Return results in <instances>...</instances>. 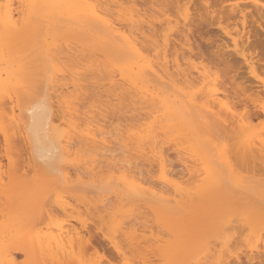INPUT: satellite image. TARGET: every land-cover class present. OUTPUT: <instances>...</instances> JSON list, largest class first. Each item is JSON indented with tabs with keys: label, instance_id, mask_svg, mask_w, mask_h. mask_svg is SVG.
Returning a JSON list of instances; mask_svg holds the SVG:
<instances>
[{
	"label": "rangeland",
	"instance_id": "rangeland-1",
	"mask_svg": "<svg viewBox=\"0 0 264 264\" xmlns=\"http://www.w3.org/2000/svg\"><path fill=\"white\" fill-rule=\"evenodd\" d=\"M7 1L11 2V8H13L12 12L14 11L13 13L15 15V18H17V20L19 21L25 22V23L22 22V24L21 22H19L21 26L18 24V29L21 27L20 29L23 32L22 35L27 37L24 39V37L20 36L19 39L17 38L18 36H16L10 38V40L8 39L0 42V45L2 46L0 47L1 76L2 78H4L3 76L6 77L7 74L6 72L12 73V74L9 73L10 78L12 77V79L10 80L12 82L8 80L7 81L8 84L6 83V86L7 85L9 86L3 87L0 92L1 93L0 95V264H9V262H11V264H46L47 263L46 260L48 259H46L44 255L41 254L39 255L40 252L37 249L36 250L38 252L36 250L34 251L32 250L35 248L29 246L30 244L29 238H26L27 243H24V246L20 242L21 239L19 238H21L24 235H28L29 233L34 234L33 232H36V230L39 232L41 231L40 232L41 234H51V233L56 234L57 227H59L60 225H63L64 228L70 229L71 232L73 233L75 232L80 233V235L77 234L73 236L74 239L73 247L74 246L75 247L72 248V255L68 260L73 261L75 259V262L74 261L73 263L68 262L69 264H93V261L97 259L102 260V264H264V157H262L263 156L262 154H260L259 156V153L258 155L253 156L252 154L253 152H251L252 155L250 154V152L244 153L245 152L244 150H242L243 152H240L241 147L239 145L241 144H238L239 140L242 138V137L239 138V135L242 132L244 133V135L249 133L250 134L256 133V132L261 133V131L262 134L264 133L263 132L264 114H262V112L260 111L261 110L260 106L264 105V87L261 86V84L259 83L261 80L264 81V13H263L264 0H205L204 2L203 0H190V1L189 0L188 1L159 0V2L158 0H152V2L151 0H135L136 7H138L139 9L142 8V10L144 7V10L147 12V14L149 9L151 15L155 17L157 15V18L161 20V21H157L153 19L155 24V31L154 33L153 31H148L149 34L163 35V33H167V32L170 33V35L167 33L169 35L168 37L169 41L171 39L170 41L171 43L169 42L171 48L168 47L170 49V50L168 49L169 50L168 53L170 54H167L169 56L167 57V59L171 58L170 56H172V59L175 56H177L176 58H178L177 61H179V65L172 66L171 59L170 60L168 59L169 60L168 70L172 73L174 78H177L178 84L181 87H185L184 89L191 87L192 90L194 89V91L196 90V92L198 91L199 93L200 91L204 92L207 86L204 85V81L199 77L198 73H196L193 68V65L195 64L199 66V68L202 70V65L204 64L207 67L206 69L209 70L210 77H215L216 79V81L214 82L216 85H218L217 89H219V95L223 97L224 94L221 92L228 93L227 94L229 96L227 97L228 100L227 98H225V101H227L228 103L230 101L229 106L230 105L231 107L233 106L231 108L233 112L232 115L231 113H229L230 111L227 108L225 110L217 105L206 106V104H204L206 101L202 100V103L199 104L197 103L196 105L198 106H196L194 109H191L192 114L191 113L190 114L192 115L193 120H190L189 114L185 112L184 113L188 116L182 114L178 115L177 112L179 111L177 112L175 111L174 113H172L173 115H168L164 113L163 108L159 109V106L161 105L160 103L161 97H163L165 94L170 93V94H174L175 96L179 95L180 92L176 87L173 86L166 87L165 85H161L162 87H160L161 88L160 90H162V93L160 94V97H154L153 98L154 100L151 99L144 103L140 102L141 99H136L137 100V101L135 100L136 104L135 103L133 104L131 102L132 99L130 100V98L132 97H130V95L125 92V90L119 88H118L119 90L111 88L110 85L108 84V78L111 76V74L116 73L114 71L116 69L114 68L115 65H117L123 60V55H121L122 53L117 48L114 47L109 48L107 44L105 46V43L98 41V39H96L93 33L89 32V30L76 26L75 23H73L72 19L69 18L68 16H64V18H68V19L67 20L64 19L65 21L61 20L62 22L58 21V18L55 19L52 18L55 17L54 16L55 14L54 15L51 14L52 11L46 12L48 8L44 4V2H42V0H34V1L0 0V3L3 4L4 2L6 3ZM162 1L164 2L163 4L165 3L166 5L168 4L167 7H165L166 5H162ZM167 1H170V4ZM152 3L153 5L151 7ZM2 4H0L1 7ZM41 4L45 5L42 7L44 10L47 9L46 11L43 10L39 11V9L42 8V7L40 8ZM179 5L182 6L179 7ZM183 5L184 6L186 5V7L189 8L187 9V12L189 13V15L187 16L189 17L183 20L181 24V19H183L181 14L183 13V10L185 8ZM157 8L160 10H158ZM163 9L164 11L162 12L161 10ZM157 11L158 12L160 11V13H158ZM42 13L46 14L48 17L49 15H51V18H49L51 20H49L47 16L43 17ZM242 13H244L245 16ZM260 14H262L263 16ZM31 15H32V19L30 17ZM60 17H59L60 19H63V16ZM167 18L170 19L171 22L169 25L165 23L166 22L165 20H167ZM242 20H244L243 21L244 23L242 22ZM176 21H178V25H174ZM242 24L243 25L245 24L243 26L244 28H242ZM25 25L27 26L31 25V27H28L29 35H27L28 34L27 31H23L24 30L23 28L26 27ZM29 28H31V30ZM165 28L169 30L165 32L166 31ZM32 29H34L35 32L34 30L32 32ZM81 29H83L84 31L83 30L81 31ZM226 30L236 39V41L238 40L237 42H239L238 43L239 45L237 44L238 45L237 47L234 46L233 40L230 38V36L226 35ZM57 31L59 34L63 32L60 34L61 36L60 35L58 36ZM236 31L239 32L237 33L238 35L235 33ZM20 32L21 31H19L18 33L19 35L22 33ZM26 32L27 34H25ZM30 32L34 34H30ZM244 32H248V34ZM48 35L50 37H48ZM62 36L65 37L66 40L65 39L62 40ZM43 37L47 38L48 43L45 42V38ZM58 37H60L59 38L60 41L59 39H57ZM186 37H189L188 42L190 44L191 49H188V45H187L188 42L186 41ZM22 39H24L23 42ZM242 39H246V42H244L245 40H243L244 42L243 44H245L246 46H244L242 44V41H240ZM52 42H54V44L58 42L59 43L63 42L62 44H60L59 47L61 49H64L62 47H66V49H64L65 51L68 50L70 46H72L73 49L74 48L76 49L77 56L75 55L76 52L75 49L73 50V52L70 51L71 53L70 52L67 53V55L68 54L71 55L73 53L74 55H71V57L72 56H76L77 58L80 57V60L77 59L76 57H75L76 60L74 57H73L74 59H72L69 57V55L67 56L69 60L65 58L63 59L59 58L60 56L59 53L55 51L56 49H58L59 43L56 44L57 45L56 47V45L52 44ZM12 43L14 45H12ZM101 43L103 45L101 46L98 45ZM66 44L67 45L70 44V46L68 47ZM88 45L89 46L92 45V47L88 48L89 47ZM174 45L175 48L173 49ZM93 46L97 48L94 50ZM240 47L243 50L249 48L248 51H245L244 53L247 56H249V57L246 56L248 59H251L257 77L251 74L247 65H245L246 62L244 61L242 55L236 51V49ZM72 48L70 47L71 50ZM91 48L94 50L93 53L89 51V49ZM113 48L115 49L114 51L117 52H114L112 50ZM48 51L50 53H48ZM54 51L56 53L53 54ZM103 52L106 54V56H104L105 54ZM178 52L180 57H178ZM228 53L230 55H228ZM50 54L53 55L51 56ZM86 55L89 56L90 58L89 60H91L90 61L91 64L87 63L89 61H86L88 59ZM224 55L225 57H223ZM186 56H188V58ZM55 57H57L56 58V60L58 59L57 61H55ZM114 58L116 59V61H114L115 60ZM61 60L63 61V63ZM117 60L119 61L117 62ZM27 61L29 63H27ZM50 62H52L53 65ZM57 62H59L58 65L60 66V69H63L65 72H63V70L62 71L59 70V72L57 71L55 72L54 71L55 69L53 67H50V65L51 66L57 65ZM25 63L27 67H25ZM96 64L97 66H95ZM46 65L49 66L48 68L51 69L50 70L51 72L46 67ZM10 67L13 71H14L13 68H15L14 71L15 73L11 72L12 71L11 69H8ZM2 69L4 70V74ZM6 69L8 71H6ZM19 70L23 72V73L20 72V74L24 75L23 76L24 79L22 80L20 78V75L17 74ZM48 71L50 72L49 75H47V73H49ZM52 72L53 74L54 73L61 74L62 76L54 75L59 79H61L64 76L62 80L64 82L68 81L67 83L65 82L67 84L66 85L67 87L69 84L71 85L68 88H65L66 86L64 87L65 92L68 91V93L66 92L68 97L69 95L72 96L69 97V99L71 100L72 98V104L74 101L73 104L75 105L74 108L77 105L76 107L77 109L75 108L76 111L78 110L81 111V112L78 111L77 113L78 117H76L77 118L76 120H78V122L81 121L82 124L83 121H87L90 118L91 119L94 118L95 116L93 114L99 117V113H100V118L98 119L103 120L102 118H104L102 124L104 123L105 124L102 125L101 123H99L100 121L96 117L94 119L98 120V123L101 126H103L104 129L111 130V128H116V130L118 129L117 131L122 130L124 132V129L128 128L126 129V131L131 129L133 132L129 130L127 133L129 132L134 133L136 130L134 128L138 126L135 125L136 123L139 124V123L147 122L148 119L145 117L146 116L145 113L149 111H158L157 113L161 115V118L159 119L160 121L156 122L157 125L154 124L155 126V128L153 126L154 131L150 133L153 134L152 140L154 137V141H156L153 142L158 143L159 146L158 148H160L161 146L162 147L161 149H158L156 146L157 144L154 145L152 144V142L150 143L154 145L153 148L155 147V149L157 148L158 151H160L161 155L159 154L158 156L164 159L163 162H165L166 166H164V163L161 162L160 158H156L157 156H154L157 155V153H159L157 150L156 151L154 150V152H157L156 154L153 153V151L151 152L149 151L150 153H147L148 150H150L151 148V144L147 145V143L151 141V139L149 140L150 137L147 138L148 142L146 141L147 139L146 140L143 139V142L141 141L139 142V144L138 143L135 144V142H133L134 138L130 141L131 143H134L136 146L138 145L140 147L142 146V143L145 144L146 147L143 144L144 149L142 150L146 152L144 155L147 157L143 155V157L145 158L142 159H141L142 156H140L141 155L140 150H139L140 154L136 153L138 151L134 150L136 149L134 148L135 146L132 145L131 148L130 145L131 143L129 144L128 140H127V145L125 146L128 147L130 145L129 149L131 150L129 151L127 150L128 148L125 146L120 147L121 142L118 139H115V136H112L111 140L112 142L113 140H115L113 142L114 145L116 144L117 147L119 146L118 148L114 146V149L116 148V150L113 152V154L119 160L120 159L124 160V163H126L125 160H127L128 157L125 156L126 157L125 159L122 156L124 155L123 153L125 152H121V151L122 148L123 149L127 148L125 155L129 153L128 156L129 158L131 157L130 159L128 158L129 161L131 162L127 161L131 163L129 167L127 166L129 168L127 170H130V173L132 172L134 173L136 169H137L136 171L139 170L138 172L134 173L136 177L138 176V178L140 179L144 178L143 180L145 181L146 179L150 184L151 183L156 185L159 184L161 186L162 185L161 183L163 182L161 179L162 163H163V168L166 167L169 169L166 170V168H164L167 171V173L171 172V175H169L170 173L167 174L168 177L171 176L168 179L169 182L165 183L164 185L166 184L167 185L172 184V185L170 187L169 185L168 187L166 186L169 189V191L164 185L163 187L162 186L161 187L164 189L166 188L165 190L167 191L166 193L167 195L168 193H170V191L172 192V189L174 190L175 194L173 192L172 194H170L172 195L171 198L173 199L171 204L170 203L165 204L166 202L163 203V201L157 202L158 204H156L155 201L154 204V202L153 203L152 201L148 202V200L145 199L142 200L147 202L148 204L143 202L141 199H140L141 202L140 200H138L137 202L136 201L138 199L137 196H135L137 198V199L135 198L136 200L135 199L131 200V198H134L131 197L133 194H131L130 197L126 196L125 198V193L127 192L126 190H124L125 186H123V189H121L120 187H118L119 185L122 186L121 183L118 184L117 186L113 183V181L111 182L110 179L108 180L106 178L103 180L104 182L103 181L102 182L105 183L106 185L109 182H111L112 183V185L110 186L111 190L110 189L109 190L111 192L117 191L119 198H117L118 196L115 195V192H113L114 194H111L110 192H108V189L105 187L104 188L107 190L105 189L103 190L107 192V193L105 192L106 194H102L103 192L99 187L95 188V190L98 191L99 193L102 192L101 193L102 195L108 194L107 197L109 199L111 196V199L109 201L111 204L110 203L108 204H110L109 205L110 207L112 206L111 207L112 213L109 214L108 212L109 216L111 215L110 217H108L107 212L104 213L106 214V216L105 218H103L104 220L101 218L103 220L102 223H104L105 221L107 223H104V225H102V223L101 224L98 223L102 220L99 219V217H97L96 215L94 216L93 214H91V212L89 213L88 212L89 210L86 208L84 203H82V201L84 200V196L88 194L87 192L88 188L90 187V190L91 189L93 190L95 187L90 184L85 185L90 182L89 175L87 173H86L87 176L84 174L85 175L84 177L85 179L83 178L84 184L77 185L79 186L78 189L81 188L82 190L79 189L80 190L79 191L77 189L78 191L76 190H74L73 192L70 191L73 190L72 186L70 185H73L72 181L75 180V179L73 180L74 178L73 169L75 167L73 166L71 167L70 165H74V163L73 164L72 162L68 163V161H73L72 160L73 158L71 159L73 155L69 156L71 160L67 157V159H63L59 163L57 162L56 157L50 159L49 158L40 159L38 157H35L36 156L35 155L34 157L36 160L32 159V156L29 158L31 154L30 153L31 151L28 148L30 147L28 146L29 143L27 142L25 138V134L22 132V130L20 131L18 130L21 129L23 125L26 123V121L23 122V118L24 116H26V113L29 112L33 104L38 103L42 99L43 101L41 102L44 103H46L44 99H46V101L49 100L48 102L51 103L50 105L51 106L53 105L54 107L53 108L48 104L51 107L50 110L53 111V112L51 111L52 113H55L56 97L54 98L55 93L54 91L53 92L51 91L52 85L50 86V82H51L50 79H52L50 75H53L51 74ZM80 72H83L84 75H82V73ZM84 72H86L87 74ZM37 73H39V75ZM90 73L91 76H89ZM48 76H50L49 79H47ZM85 76L87 77L84 78ZM67 77L69 78L70 82L67 79ZM116 77L120 79V80L117 79V81L119 82L122 81V79L119 76ZM116 77L114 78L116 79ZM77 79L80 80L77 81ZM43 80L44 81L47 80V82H44ZM61 81L60 83L63 82ZM16 82L17 83L19 82V84L16 85L15 84ZM42 82L44 83L45 87L43 86ZM47 83L49 84V86ZM74 83L75 85H73ZM149 84L152 83L150 82ZM46 86L51 87L50 88L51 90L50 89L47 90ZM95 86H97V88ZM108 88H110V90H108ZM54 89L55 88H53V90ZM49 91L50 93H52L53 97H51V95L49 97L48 95L50 94ZM96 91L97 93H94ZM186 91L188 90L186 89ZM88 92L90 95L88 94ZM83 93L84 94L86 93L88 96L86 94L84 95ZM78 94L80 96H78ZM110 94H114V95L111 96ZM132 94L134 95V93ZM114 97L118 99H115ZM123 97L126 98L124 99ZM49 98L50 99L53 98V99L50 100ZM125 100L129 103V107L131 108L134 107L136 109V111L135 110L130 111L132 113L131 116H130V112H127L126 115L124 114L118 115L120 113L118 111L119 107H116L118 106L117 105L118 103L120 104L122 102L120 108L128 107L127 106L128 103ZM34 101L35 103H33ZM123 102H125L124 104H126V106L123 105ZM80 106H83L82 109ZM105 106H109V107L107 108ZM139 106H141V108H139ZM12 109L14 110L15 115L17 117H20L18 116V113H20V115L22 114L21 117L24 114L25 115L23 116V118L21 119L19 118L20 120H16L18 118L12 119V115H11ZM105 109L107 110L106 112L108 113L104 112ZM241 109L243 112H241ZM244 109H246L247 111L246 110L244 111ZM20 110L21 111L24 110L22 111L24 112V114L21 113ZM93 111H95L96 113H93ZM244 112H248L249 117L251 115L250 117L251 120L247 121L245 118L238 116V114L242 116L243 114L241 113ZM255 112L258 114V116L256 117L254 116ZM58 114L59 113L56 111V114L55 115L51 114L50 118L52 120V127L54 128L56 127L53 124L56 125L59 124L61 126L60 127L58 125V127L60 128L59 131L60 130L61 131L60 132L57 131L56 133V134L58 133L61 134L63 131L68 129V127L67 125L61 123L62 120L60 121L54 119L58 116ZM84 114H86V116ZM87 114L90 115V118ZM103 114L104 116H102ZM164 114L166 116L168 115L169 117L164 116ZM174 114L175 115L177 114L178 119L175 118ZM135 115H136L135 120L140 116L141 119L138 121H134L133 116ZM52 116H54V118ZM110 116H112V118ZM126 116L128 117V119ZM84 117L85 118L88 117L87 120ZM123 117L125 118V121ZM132 117L133 119H130ZM169 118L171 119L173 118L172 119L173 121L169 120ZM241 118L243 119L242 121L246 123L245 124L246 127L241 128L239 126ZM28 119L29 117L27 119L25 118V120L27 121ZM105 119L106 120L112 119V120L109 122V120L106 121ZM161 119L163 121H161ZM11 120H13L12 121L13 123H11ZM21 121L23 122V124ZM57 121H59V123ZM120 122L122 124H126V126L120 124ZM109 123L111 124L109 125ZM182 124H184V128L186 129L187 132L185 131L184 128H182L184 130L181 129V127L183 126ZM195 124H197L198 126ZM63 125L66 126L67 128L64 127ZM107 126H109V128H105ZM121 126H125V127L121 128ZM196 126L199 128L201 127V130L203 129L204 132L202 133L198 131L197 133V131H193L197 128ZM143 127L141 129H143ZM189 128H191L192 132H190ZM116 130L112 129L113 132L111 131V133H115ZM53 133L55 134V132ZM127 133L124 132V135H126ZM145 133L144 131L140 132V134L142 135H145ZM136 140L137 139H135L134 141ZM111 146L113 147V144ZM140 147L138 148L140 149ZM145 148L147 149L149 148V149L146 151ZM221 148L224 149L228 148L227 153L229 151L228 153L229 155L227 154L226 156L227 158L225 157L226 160L223 159L222 162L223 165L219 163V161L220 162L222 161L221 159L215 158L217 156V149H221ZM131 151L135 153L133 154V152ZM151 153H153L154 155ZM33 154L35 153L33 152ZM146 154H148L149 156ZM191 154L192 156L194 155L193 157H195V160L194 158L191 159L192 157L191 158L189 157ZM136 155H138V157L140 156V158H138ZM150 155L153 156L151 157ZM162 155L164 156L162 157ZM134 157L136 158L134 159L133 162L132 158ZM149 157L150 160L147 161V158ZM199 157L202 160L204 159L203 160L204 162L199 160L198 159ZM213 157L215 159H213ZM156 159L159 161H157ZM137 160H140L138 162H140L141 164L136 162ZM141 160L142 161L145 160V161L141 162ZM65 161H67L66 163H68L70 167L67 164L62 163ZM208 162L210 165L208 164ZM61 163L64 165H62ZM132 163L136 166L135 169L134 166H132ZM62 168L68 169V171L72 175L71 181L67 185L68 189L71 188L69 189L70 192L66 191L67 189V187H65L66 185H63L62 184L63 181L61 180L62 178L61 179L59 178V176L62 177L61 173H63L64 171V169ZM130 168L134 170H131ZM139 174L142 176L139 177ZM115 175H117V172H115ZM39 182H40V187L38 186ZM42 182L44 183L41 184ZM97 183L99 184V181L96 182L95 184L98 185ZM111 183H109V185ZM102 184H99V186ZM105 184H103V186ZM159 185L157 186L159 187ZM73 186L76 187L75 184ZM115 186L117 187V189L119 188L120 190L119 189L115 190L116 188ZM62 187H65L64 188L65 192L63 191ZM179 187L181 188L180 191L178 190ZM123 190L125 191V193ZM177 190L178 193L185 192L188 194L185 193H184L185 195L181 194V196L183 195L181 200V196L176 194ZM72 193H74L73 195L74 197L70 195ZM84 193H86V195ZM58 194L60 195L62 194V196L64 197V199L68 204L67 207L69 208L65 209L64 211L62 209H59L60 207L58 206L57 197H56V195ZM91 194L92 193H90L91 197L95 195V193L93 195ZM114 195L117 200L113 197ZM127 195L129 196L130 194ZM121 196L125 199L122 198V201L120 202L118 201V199H120ZM78 197L81 198L82 200L78 199ZM26 201L28 202L26 203ZM117 202L120 203L118 204ZM123 202L125 203L127 202V203L125 204ZM139 202L141 205L140 204L137 205ZM123 204L128 206L122 207L121 205ZM129 204H131L132 206H130ZM133 207H135L136 210H134ZM138 209L140 211H138ZM252 209H255V212ZM28 211L30 214L27 213ZM216 213L219 214L218 216L220 217L215 216ZM251 213H253L254 215L253 214L251 215ZM198 216L199 218L202 219L201 225L198 223ZM248 216L249 218H251V220L250 219L248 220ZM252 216H254L255 218L254 217L252 218ZM75 217H79L83 221L85 220L84 221L85 224L86 223L88 224L84 225L83 227L81 223L75 219ZM91 217L94 218L92 219ZM213 217H216L215 218L216 223H219L220 220L221 226H218V228H214L212 226ZM246 217L248 222L245 219ZM18 218H20L19 223L17 224V226H14L13 221ZM94 219H96L95 220L96 222L94 221ZM132 219L133 222L131 221ZM195 220L197 222H195ZM132 223L133 225L136 224L134 226L138 228V230L136 229L137 232L135 230L134 231L131 230L132 228L133 229L135 228L133 227ZM100 225L102 227H100ZM208 226L209 228H207ZM214 230L216 231L219 230V231L216 232ZM48 231L50 232L48 233ZM97 232L99 233L101 232V233L99 234ZM219 232L223 234L222 235L218 234ZM128 234H130L131 236H129ZM132 234L134 237H132ZM217 242H219V244ZM85 245L86 247H84ZM89 245L91 246L92 249L89 248L90 247ZM23 247H28L30 248L31 251L30 250L23 251ZM35 251L37 254L36 256H38L39 258L34 256ZM9 254L11 255L9 256ZM103 254H105L106 256ZM42 258H44V260ZM103 260L104 261L107 260L106 261L107 263L104 262ZM49 264H58V263L50 262Z\"/></svg>",
	"mask_w": 264,
	"mask_h": 264
},
{
	"label": "bare ground",
	"instance_id": "bare-ground-1",
	"mask_svg": "<svg viewBox=\"0 0 264 264\" xmlns=\"http://www.w3.org/2000/svg\"><path fill=\"white\" fill-rule=\"evenodd\" d=\"M32 1H34V0H32ZM188 1V0H187ZM190 1V0H189ZM205 0H203V2H204ZM10 2V1H9ZM8 1L5 3H3L4 4V7H3V4L2 3H0V4H2V7L0 6V8H2V9H0V42L1 41H3V40H10V38H13V37H16V36H18L17 38H19L20 39V36H22V37H24V39L27 37H25V36H23L22 34H23V32H22V30L20 29H18V24H19V22H21V24H22V22H24V21H19V20H17V18H15V15H14V11L12 12V9L13 8H11V2L9 3ZM42 2H44V4L46 5V7L48 8V10L46 11V10H44L43 9V7L42 6H45V5H43V4H41V6H40V8L41 9H39V11L40 10H43V11H46V12H48V11H52V13L51 14H55L54 16L55 17H52V18H58V21H65V20H67L68 18H64V16H68L69 18H71L72 19V21H73V23H75V25L76 26H78V27H82V28H84V29H87V30H89V32H91V33H93V35L96 37V39H98V41H101V42H104L105 43V46H106V44H107V46H109V48L111 47H114V48H117L122 54L121 55H123V60L120 62V63H118L117 65H115V64H113V65H115V68L114 69H116V70H114L116 73H113V74H111V76L108 78V84L110 85V87L111 88H113V89H117V90H119V89H123V90H125V92L126 93H128L129 95H130V97H132V98H130V100H131V102L134 104L137 100L136 99H141V103H144V102H146V101H148V100H151V99H153L154 97H160V94L162 93V90H160L161 88L160 87H162L161 85H165L166 87L167 86H173V87H176L177 89H178V91L180 92L179 93V95L178 96H175L174 94H165L164 92V96L163 97H161V105L159 106V109L160 108H163L164 109V113H166V114H168V115H173L172 113H174L175 111L177 112V111H179V112H177V114L179 115V114H182V115H185V116H188V115H186L185 113H187V114H189V118H190V120H193L192 118V110L191 109H194L196 106H198V105H196L197 103L199 104V103H202V100H204V101H206L204 104H206V106H210V105H217V106H219V107H222V109H225L226 110V108L230 111H228L229 113H231V115L233 114V112H232V107H231V105L229 106V103H230V101H229V103L227 102V101H225V98H227V97H229L227 94V92L226 93H224V92H221V93H223L222 95H223V97L221 96V95H219V89H217L218 88V85H216L215 84V82L214 81H216V79H215V77H210V74H209V70H207L206 68V66L204 67L203 65H202V70L199 68V66H197V65H193V68H194V70H195V72L196 73H198V75H199V77L204 81V85H206L207 87L205 88V91L204 92H201L200 91V93H199V91L198 92H196V90L194 91V89L192 90V88L191 87H188V88H186L188 91H186V89H184L185 87H181L179 84H178V80H177V78H174V76L172 75V73L168 70V62H169V60L171 59V62H172V66H174V65H179V61H177V59L178 58H176L177 56H173L174 58L172 59V56H170L171 58H168L167 59V57H169L167 54H170V53H168V51L170 50L168 47H170V41H171V39H170V41H169V35H170V33H168L167 31L169 30H167L166 28V31L165 32H167V33H163V35L162 34H159V35H162V36H159V35H155V34H149L148 33V31H153V33H154V31H155V24H154V20H157V21H161V20H159V18H157V15H156V17L155 16H153V15H151L150 14V10L148 9V14H150V15H148L147 14V12L144 10V7H143V10H142V8H138V7H136V1L135 0H42ZM151 2H152V0H151ZM158 2H159V0H158ZM167 2H169V4H170V1H167ZM207 2V1H206ZM147 3V2H146ZM154 3V2H153ZM153 3L151 4V7H152V5H153ZM164 2L162 1V5H166V3L165 4H163ZM148 4H150V3H148ZM186 4V3H185ZM156 5V4H155ZM154 5V6H155ZM157 5H158V3H157ZM156 5V6H157ZM168 5V4H167ZM167 5L165 6V7H167ZM138 6V5H137ZM140 6V5H139ZM160 6V5H159ZM182 6V5H181ZM180 5H179V7H181ZM184 6V5H183ZM141 7V6H140ZM161 7H163V6H161ZM164 7V8H165ZM185 7V8H184ZM183 8H184V10H183V13L182 12H180V13H182L181 15H182V17H183V19H181V24H182V21L183 20H185L187 17H189V16H187V15H189V13L187 12V9H189V8H187L186 7V5L184 6ZM150 8V7H149ZM147 9V8H146ZM153 9V8H152ZM158 9V8H157ZM168 9V8H167ZM158 10H160V9H158ZM182 10V9H181ZM180 10V11H181ZM242 10H243V8H242ZM242 10H240V11H242ZM259 10V9H258ZM258 10H257V12H258ZM152 11H154V10H152ZM151 11V12H152ZM162 12L164 11V9L163 10H161ZM167 11V10H166ZM188 11H190V10H188ZM42 12V11H41ZM54 12V13H53ZM158 12V11H157ZM168 12V11H167ZM166 12V13H167ZM146 13V14H145ZM155 13V12H154ZM158 13H160V11L158 12ZM263 13H264V11H263ZM43 14V13H42ZM156 14V13H155ZM162 14H164V13H162ZM243 15H244V13H242ZM56 15H59V16H56ZM159 15H161V14H159ZM170 15V14H169ZM168 15V16H169ZM260 15H262V14H260ZM43 17L44 16H47L46 14H43L42 15ZM60 16H63V19H60L61 17ZM245 16V15H244ZM263 16V15H262ZM22 17V16H21ZM31 17V19H32V15L30 16ZM48 17V16H47ZM60 17V18H59ZM166 17V16H165ZM181 17V16H180ZM243 17V16H242ZM49 18H51V15H49V17H48V19ZM170 18V17H169ZM65 19V20H64ZM154 19V20H153ZM172 19V18H171ZM178 19H179V17H178ZM27 20V19H26ZM49 20H51V19H49ZM49 20H47V21H49ZM61 21V22H62ZM70 21V20H69ZM163 21V20H162ZM166 22L165 23H167L168 25L171 23L170 22V19H168L167 18V20H165ZM175 21V20H174ZM189 21V20H188ZM244 20H242V22H243ZM28 22V21H27ZM56 22V21H55ZM25 23V22H24ZM31 23V22H30ZM59 23V22H58ZM65 23V22H64ZM173 23H175V22H173ZM177 23V24H176ZM176 23L174 24V25H178V21H176ZM180 23V22H179ZM244 23V22H243ZM21 24H19L20 26H21ZM29 24V23H28ZM27 24V25H28ZM184 24V23H183ZM27 25H25L26 27L25 28H23L24 30L23 31H27L28 32V27H31V25L30 26H27ZM245 25V24H244ZM243 24H242V28H244L243 26H244ZM63 26V25H62ZM66 27V26H65ZM168 27V26H167ZM171 27H172V25H171ZM27 28V29H26ZM223 28V27H222ZM30 30H31V28H29ZM70 29V28H69ZM225 29V28H224ZM33 30L34 29H32V32H33ZM75 30H76V28H75ZM83 29H81V31H82ZM172 30V29H171ZM176 30V29H175ZM174 30V31H175ZM180 30V29H179ZM189 30V29H188ZM19 31H21L20 33V35L18 34L19 33ZM59 31V30H58ZM58 31H57V33H58ZM84 31V30H83ZM27 32L25 33V34H27ZM34 32H35V30H34ZM169 32H171V31H169ZM173 32V31H172ZM188 32V31H187ZM191 32V31H190ZM56 33V32H55ZM61 33H63V32H61ZM60 33V34H61ZM65 33V32H64ZM73 33V32H72ZM236 34L237 33H239L238 31H236L235 32ZM241 33V32H240ZM244 33H247L248 34V32H244ZM30 34H34V33H31L30 32ZM59 33H58V36L60 35ZM77 34V33H76ZM27 35H29V32H28V34ZM54 35H56V34H54ZM69 35V34H68ZM226 35H228V36H230V38L233 40V44H234V46L235 47H237L239 44V42H237L236 41V39L226 30ZM238 35V34H237ZM244 35V34H243ZM31 36V35H30ZM38 36H39V34H38ZM52 36H53V34H52ZM61 36V35H60ZM77 36V35H76ZM185 36H187V35H185ZM242 36V35H241ZM251 36H252V34H251ZM46 37V36H45ZM45 37H43V38H45ZM48 37H50L49 35H48ZM84 37V36H83ZM86 37V36H85ZM158 37H161V38H158ZM171 37V36H170ZM60 37H58L57 39H59ZM78 38H81V37H78ZM188 38L189 37H186V41L188 42ZM239 38H240V35H239ZM238 38V39H239ZM244 38V37H243ZM24 39H22V42H23V40ZM28 39V38H27ZM50 39V38H49ZM48 39V40H49ZM65 39V37H63L62 36V40H64ZM85 39V38H84ZM15 40H17V39H15ZM66 40V39H65ZM95 40V39H94ZM243 40H245L244 42H246V39H242V40H240V41H242V44L244 43L243 42ZM57 41V40H56ZM59 41H60V39H59ZM6 42V41H5ZM14 42V41H13ZM43 42V41H42ZM45 42H47V38H45ZM49 42H51V41H49ZM78 42V41H77ZM94 42V41H93ZM170 42V43H169ZM248 42V41H247ZM48 43V42H47ZM59 43V42H58ZM58 43H56V44H58ZM63 42H61V43H59V45H58V49H54L57 53H59V58H65V59H68L69 60V58L67 57L68 55H67V53H69L70 51L71 52H73V50L75 49H73L72 48V46H70V44H66L68 47L70 46L71 48H72V50L70 49V47L68 48V50H64V49H66V47H62V48H64V49H61L59 46H60V44H62ZM251 43V42H250ZM253 43V42H252ZM6 44V43H5ZM10 44V43H9ZM52 44H54V42H52ZM56 44H54V45H56ZM81 44V43H80ZM92 44V43H91ZM94 44V43H93ZM238 44V45H237ZM242 44H241V46H242ZM12 45H14L13 43H12ZM40 45V44H39ZM82 45V44H81ZM98 45H103L102 43L101 44H98ZM187 45H188V49H191L190 48V44H189V42L187 43ZM244 46H246L245 44H243ZM250 45V44H249ZM62 46V45H61ZM89 46V45H88ZM182 46H183V44H182ZM225 46V45H224ZM0 47H2L1 45H0ZM8 47H9V45H8ZM56 47H57V45H56ZM84 47H85V45H84ZM84 47H82V48H84ZM90 47H92V45L91 46H89L88 48H90ZM94 47V46H93ZM248 47V46H247ZM48 48V47H47ZM46 48V49H47ZM50 48V47H49ZM87 48V49H88ZM97 48V47H96ZM95 47L93 48L94 50L96 49ZM112 49L113 51L115 50V49ZM171 48V47H170ZM175 48V45L173 46V49ZM245 48V47H244ZM70 49V50H69ZM92 49V48H91ZM89 49V51L91 52V53H93L94 52V50L92 49ZM169 49V50H168ZM236 49V48H235ZM249 49V48H248ZM248 49H245V50H243L241 47L240 48H237L236 49V51L239 53V54H241L242 55V57H243V59H244V61L246 62L245 63V65H247V67H248V69H249V71L251 72V74H253L254 76H256V74H255V68H254V66H253V63H252V61H251V59H248L247 57H249V56H247L244 52L245 51H248ZM3 50V49H2ZM9 50V49H8ZM48 50V49H47ZM59 52H58V51ZM82 50V49H81ZM97 50H100V49H97ZM96 50V51H97ZM49 51H50V49H49ZM48 51V53H50ZM52 51V50H51ZM53 52V54L54 53H56V52ZM75 51H76V49H75ZM74 51V52H75ZM104 51V50H103ZM174 51V50H173ZM173 51H171V52H173ZM4 52V51H3ZM70 52V53H71ZM109 52V51H108ZM114 52H117V51H114ZM231 52V51H230ZM6 53V52H5ZM4 53V54H5ZM47 53V54H48ZM99 53H100V51H99ZM104 53V52H103ZM112 53V52H111ZM183 53V52H182ZM248 53V52H247ZM52 54V55H53ZM77 54V51L75 52V55ZM90 54V53H89ZM105 54V53H104ZM103 54V55H104ZM109 54V53H108ZM118 54V53H117ZM173 54H175V53H173ZM177 54V53H176ZM224 54V53H223ZM238 54V55H239ZM1 55H2V53H1ZM49 55V54H48ZM51 55V54H50ZM51 55V56H52ZM58 55V54H57ZM71 55H74L73 53L71 54ZM71 55H69V57L70 58H72V59H74L76 56H72L71 57ZM81 55V54H80ZM92 55V54H91ZM90 55V56H91ZM171 55H172V53H171ZM219 55H221V54H219ZM228 55H230L229 53H228ZM40 56H42V55H40ZM56 56V55H55ZM87 56V55H86ZM94 56H95V54H94ZM104 56H106V54L104 55ZM108 56V55H107ZM117 56H119V55H117ZM185 56V55H184ZM183 56V57H184ZM247 56V57H246ZM46 57H47V55H46ZM58 57V56H57ZM57 57H55V61H57L56 60V58ZM74 57V58H73ZM83 57H85V56H83ZM88 57V59L86 60V61H89V62H87V63H89V64H91L90 63V61L91 60H89L90 58H89V56H87ZM92 57V56H91ZM97 57V56H96ZM178 57H180V55H179V52H178ZM187 58H188V56H186ZM223 57H225V55L223 56ZM41 58V57H40ZM54 58V57H53ZM77 58V57H76ZM76 58H75V60H76ZM94 58V57H93ZM77 59H79L80 60V57H78ZM98 59V58H97ZM115 59V58H114ZM221 59V58H220ZM52 60V59H51ZM50 60V61H51ZM96 60V59H95ZM110 60V59H109ZM226 60V59H225ZM53 61V60H52ZM59 61H60V59H59ZM62 61V60H61ZM114 61H116V59L114 60ZM119 60H117V62H118ZM227 61V60H226ZM54 62V61H53ZM67 62V61H66ZM65 62V63H66ZM69 62V61H68ZM93 62V61H92ZM109 62V61H108ZM27 63H29L28 61H27ZM51 64H52V62H50ZM58 63L59 62H57V65H54V66H51L50 65V67H53L55 70V72L57 71V72H59V70L60 71H62L63 69H60V66L58 65ZM62 63H63V61H62ZM105 63V62H104ZM193 63V62H192ZM46 64V63H45ZM55 64V63H54ZM68 64V63H67ZM94 64V63H93ZM49 65V64H48ZM48 65H46V67L48 68L49 66ZM53 65V64H52ZM8 66V65H7ZM29 66V65H28ZM59 66V67H58ZM93 66V65H92ZM95 66H97V64L95 65ZM21 67V66H20ZM20 67H18V68H20ZM25 67H27L26 66V63H25ZM91 67V66H90ZM89 67V68H90ZM1 68V67H0ZM22 68V67H21ZM62 68H64V67H62ZM80 68V67H79ZM4 69V68H3ZM2 69V70H3ZM8 69H11V67L10 68H8ZM14 69V71H15V68H13ZM46 69V68H45ZM49 69V68H48ZM81 69V68H80ZM91 69V68H90ZM12 70V69H11ZM10 70V71H11ZM51 69H49V71H50ZM65 70H66V68H65ZM92 70V69H91ZM107 70V69H106ZM6 71H8L7 69H6ZM13 70L11 71V72H14ZM48 71V72H49ZM95 71V70H94ZM20 70L17 72V74H19L20 75V78H21V80L22 79H24L23 78V74L21 75L20 74ZM46 72V71H45ZM51 72V71H50ZM50 72L49 73H47V75H49L50 74ZM63 72H65L64 70H63ZM66 72H67V70H66ZM68 72H70V71H68ZM7 74H6V77L5 76H3L4 78H2V76H1V73H0V92H1V90H2V88L3 87H8L9 85H7L6 86V83H7V81L9 80H11L12 79V77L10 78V76H9V73L8 72H6ZM15 73V72H14ZM21 73H23V72H21ZM80 73H82V75H84L83 74V72H80ZM79 73V74H80ZM84 73H86V72H84ZM3 74H4V70H3ZM10 74H12V73H10ZM25 74V73H24ZM38 75H39V73H37ZM51 74H53V72L51 73ZM66 74V73H65ZM64 74V75H65ZM72 74H75V73H72ZM87 74V73H86ZM44 75V74H43ZM46 75V76H47ZM54 75H60V76H62L61 74H53V75H50L51 76V78L52 79H50V86L52 87H48L49 86V84H48V86H46V88H47V90L48 89H50L52 92L54 91V93H55V96H54V98L56 99V111L59 113L58 114V116L56 117V118H54V116H52L54 119H56V120H62V124H64V125H67V127H68V129H66L65 131H63L61 134H56L57 133V131H59V127H58V125H56V124H53L54 126H56L55 128L54 127H52V120H51V118H50V115L51 114H53V115H55L56 114V111H55V113H52L53 111L52 110H50V108L51 107H53V105L51 106L50 104L51 103H49L48 101H46V99H44V101L47 103H44V102H41V101H43V99L41 100V101H39L38 102V100H37V102L38 103H35V101L33 102V103H35V104H33V106L30 108V110H29V112H27V110H26V112L28 113H26V116H24L25 114H24V112H22V111H24V110H20V112L21 113H23L24 115V118H23V116L21 117V115H20V113H18V116H20V117H17L16 115H15V112H14V110L12 109V119H16V118H18V119H16V120H20L21 118H23V122L24 121H26V123L23 125V127L21 128V129H19L18 131H20V130H22V132L25 134V138H26V140H27V142L29 143V145L28 146H30V147H28L29 148V150L31 151L30 153L31 154H33V152L35 153V154H33V155H31L30 154V156H29V158L32 156V159H35V157H38V158H43V159H46V158H54V157H56V160H57V162L59 163V162H61V160H63V159H67V157L69 158V156L70 155H73V157H71V159L73 160V161H68V163L69 162H72V164L74 163V165H70L71 167L73 166V167H75L74 169H73V173H74V175H73V180L74 181H72V183H73V185L75 184L76 185V187L75 186H73V185H70V186H72V189L73 190H70L71 192H73L74 190H76V191H78L79 189H81V188H79L78 189V187L79 186H77L78 184H84L83 183V178L85 177V175H86V173L89 175V177H90V182L89 183H87V184H85V185H88V184H90V185H92V186H95L94 187V189L92 190H90V187L88 188V190H87V192H88V194L86 195V193H84L86 196H84V200L82 201V203H84V205L86 206V208L89 210L88 212L90 213L91 212V214H93L94 216L96 215L97 217H99V219H103V218H105V216H106V214H104L105 212H107V214H108V212H109V214H111L112 213V209H111V207L109 206L111 203L109 202L110 201V199H111V196H110V199L107 197V195H102V194H106L107 192L105 191V190H107L108 189V192H110L111 194H114L113 192H115V195H117L118 196V194H117V191H110L111 189H110V186L112 185V181H113V183L115 184V185H117L118 186V184H120L121 183V185L122 186H118V187H120L121 189H123V186H125V188H124V190H126L127 192L125 193V191H124V193H125V198H126V196L127 197H130L131 196V194H133L131 197H134V198H131V200H134L136 197L135 196H137V202H138V200H142V199H145V200H148V202L150 201H152V203L154 202V204H155V201H156V204H158L157 202H161V201H163V203H165V204H167V203H172V201H173V199L171 198L172 197V195H170V194H172V192L175 194V192H174V190L172 189V187H171V189H172V192L170 191V193H168V195L166 194L167 193V191L165 190L167 187H168V185H169V187L172 185H170V184H166V185H164L165 183H167V182H169V177H171V176H167V174L168 173H170L169 175H171V172H168L167 173V169L168 168H166V167H164V168H166V170L163 168V163H164V166H166V164H165V162H163L164 161V159L163 158H161L160 156H158L159 154L161 155V153H160V151H158V149H161V147L160 148H158L159 146H158V143H154V142H156V141H154V137H153V140H152V136H153V134H151L152 133V131H154L153 130V126H154V124L155 125H157V121H160L159 119L161 118V115H159L157 112L158 111H149V112H147V113H145V117L148 119L147 120V122H144V123H139V124H135V125H138L136 128H134V129H136L135 130V132L134 133H131V132H129V133H127L129 130H131V129H129V130H127L126 131V129H128V128H126V129H124V132H126L127 134L126 135H124V132L122 131H117L116 130V128H111V130H108V129H104L103 128V126H101L99 123H101L102 124V121L104 120V118H102L103 120H100V119H98V118H100V113H99V117H97L95 114H93L100 122L98 123V120H96V119H94V118H90V115H88L89 116V120H87V118H85L87 121H83V124L81 123V121L80 122H78V120H76L77 118L76 117H78V115H77V113H78V111H76V107H77V105H76V109L74 108V106L75 105H73L74 104V101H73V104H72V98H71V100L69 99V97H72V96H70L69 95V97H68V95L66 94V92L68 93V91H66L65 92V88H68L69 86H71L70 84L68 85V87L66 86L67 84V82L65 83L63 80H62V78L64 77H62L61 79H59V78H57L56 76H54ZM71 75V74H70ZM81 75V74H80ZM89 75V74H88ZM22 76V77H21ZM50 76H48V78L47 79H49L50 78ZM54 76V77H53ZM59 76V77H60ZM73 76V75H72ZM89 76H91V73H90V75ZM97 76V75H96ZM116 76H119L121 79H122V81L121 82H119V81H117V77ZM79 77V76H78ZM87 76H85L84 78H86ZM114 77H116V79L114 78ZM257 77V76H256ZM106 78V77H105ZM67 79L69 80V78L67 77ZM83 79V78H82ZM45 80V79H44ZM43 80V81H44ZM63 82H62V81ZM66 80V79H65ZM80 79H77V81H79ZM118 80H120V79H118ZM41 81V80H40ZM60 81L62 82V83H60ZM76 81V82H77ZM10 82H12V81H10ZM14 82V81H13ZM20 82V81H19ZM19 82L17 83H15L16 85L17 84H19ZM22 82V81H21ZM44 82H47V80L46 81H44ZM69 82H70V80H69ZM73 82H74V80H73ZM152 83V84H149V83ZM43 83V82H42ZM78 83H80V82H78ZM106 83H107V81H106ZM260 84H261V86H263L264 87V81L263 80H261L260 82H259ZM4 84H5V86H4ZM8 84V83H7ZM13 84V83H12ZM10 85H11V83H10ZM30 85V84H29ZM73 85H75V83L73 84ZM98 85V84H97ZM108 85V86H109ZM43 86H44V83H43ZM66 86V87H65ZM94 86V85H93ZM104 86V85H103ZM124 86H126V87H124ZM20 87V86H19ZM45 87V86H44ZM65 87V88H64ZM96 88H97V86H95ZM21 88V87H20ZM53 88H55L54 90H53ZM88 88V87H87ZM99 88H101V87H99ZM119 88V89H118ZM190 88H191V90H190ZM223 88V87H222ZM233 88V87H232ZM6 89V88H5ZM5 89H4V91H5ZM8 89V88H7ZM224 89V88H223ZM9 90V89H8ZM46 90V91H47ZM80 90H81V88H80ZM92 90V89H91ZM95 90H97V89H95ZM107 90V89H106ZM108 90H110V88H108ZM116 90V91H117ZM242 90V89H241ZM59 91V92H58ZM115 91V92H116ZM222 91V90H221ZM243 91V90H242ZM245 91V90H244ZM232 92V91H231ZM246 92V91H245ZM49 93H50V91H49ZM87 93V92H86ZM85 93V94H86ZM91 93V92H90ZM94 93H97V91L96 92H94ZM109 93V92H108ZM107 93V94H108ZM132 93H134V95L132 94ZM198 93V94H197ZM233 93V92H232ZM244 93V92H243ZM80 94H81V92H80ZM84 94V93H83ZM84 94V95H85ZM88 94H89V92H88ZM102 94V93H101ZM245 94V93H244ZM0 95H1V93H0ZM49 95V97H50V95H51V97H53L52 96V93H50V94H48ZM74 95V94H73ZM87 95V94H86ZM90 95V94H89ZM106 95V94H105ZM111 96H113L114 94H110ZM231 95V94H230ZM78 96H80L79 94H78ZM88 96V95H87ZM232 96V95H231ZM234 96V95H233ZM90 97V96H89ZM106 97V96H105ZM104 97V98H105ZM135 97V98H134ZM87 98V97H86ZM107 98H108V96H107ZM115 99H118V98H116V97H114ZM113 98V99H114ZM124 98V97H123ZM126 98V97H125ZM124 98V99H125ZM129 98H128V101H129ZM50 99V98H49ZM53 99V98H52ZM52 99H50V100H52ZM75 99H76V96H75ZM80 99V98H79ZM84 99H85V97H84ZM89 99V98H88ZM110 99V98H109ZM112 99V100H113ZM238 99V98H237ZM73 100H74V97H73ZM92 100V99H91ZM136 100V101H135ZM154 100V99H153ZM200 100H201V102H200ZM227 100H228V98H227ZM101 101V100H100ZM126 101V100H125ZM244 101V100H243ZM54 102V101H53ZM79 102V101H78ZM81 102V101H80ZM91 102V101H90ZM106 102V101H105ZM112 102V101H111ZM127 102V101H126ZM246 102V101H245ZM88 103V102H87ZM125 102H123V105H125L126 106V104H124ZM128 103V102H127ZM138 103V102H137ZM233 103V102H232ZM51 106H49V105ZM52 104H55V103H52ZM78 104H80V103H78ZM82 104V103H81ZM84 104V103H83ZM98 104V103H97ZM106 104V103H105ZM109 104V103H108ZM107 104V105H108ZM122 104V102L119 104H117L118 106H116V107H119V114L118 115H126V113L127 112H130V111H133V110H135L136 111V109L133 107V108H131V107H129V103H128V107H126V108H120V105ZM136 104V103H135ZM147 104V103H146ZM242 104H243V102H242ZM88 105V104H87ZM234 105V104H233ZM86 106V105H85ZM81 107V109H82V107L83 106H80ZM87 107V106H86ZM93 107V106H92ZM97 107V106H96ZM99 107V106H98ZM105 107H109V106H105ZM104 107V108H105ZM146 107V106H145ZM244 107H245V105H244ZM261 107V112H262V114H264V105L263 106H260ZM54 108V107H53ZM52 108V109H53ZM139 108H141V106H139ZM79 109V108H78ZM86 109V108H85ZM102 109V108H101ZM110 109V108H109ZM116 109V108H115ZM260 109V108H259ZM54 110V109H53ZM88 110H89V108H88ZM87 110V111H88ZM95 110V109H94ZM97 110V109H96ZM104 110V109H103ZM111 110V109H110ZM117 110V109H116ZM115 110V111H116ZM246 109H244V111H245ZM251 110V109H250ZM52 111V112H51ZM84 111H86V110H84ZM107 110L105 109V111L104 112H106ZM114 111V110H113ZM134 111V112H135ZM139 111V110H138ZM233 111H234V109H233ZM247 111V110H246ZM79 112H81V111H79ZM133 112V113H134ZM182 112V113H181ZM185 112V113H184ZM241 112H243L242 111V109H241ZM249 112V111H248ZM248 112H244V113H241V114H243L242 116L240 115V114H238V116H240V117H243V118H245L247 121H249V120H251V115H250V117H249V114H248ZM85 113V112H84ZM87 113H89V112H87ZM93 113H96L95 111H93ZM106 113H108V112H106ZM115 113V112H114ZM118 113V112H117ZM116 113V114H117ZM137 113V112H136ZM140 113V112H139ZM191 113V114H190ZM129 114V113H128ZM135 114V113H134ZM177 114L175 115V118H177L178 119V116H177ZM228 114V113H227ZM85 116H86V114H84ZM92 115V114H91ZM106 115V114H105ZM109 115V114H108ZM107 115V116H108ZM118 115H117V117H118ZM132 115V113L130 112V116ZM167 115V116H168ZM181 115V116H182ZM102 116H104V114L102 115ZM113 116V115H112ZM112 116H110L111 118H112ZM164 116H166L165 114H164ZM166 116V117H167ZM177 116V117H176ZM184 116V117H185ZM234 116H235V113H234ZM237 116V117H238ZM254 116L256 117V116H258V114L255 112L254 113ZM29 117V119H28V121L27 120H25V118L27 119ZM92 117V116H91ZM114 117V116H113ZM127 117V116H126ZM134 117V121H138V120H140L141 118V116L139 117V118H137L136 120H135V117H136V115L135 116H133ZM133 117L132 118H130V119H133ZM169 117V116H168ZM171 117V116H170ZM20 118V119H19ZM124 118V117H123ZM162 118H163V116H162ZM186 118V117H185ZM79 119V118H78ZM84 119V120H85ZM107 119V118H106ZM105 119V120H106ZM114 119V118H113ZM117 119V118H116ZM119 119V118H118ZM122 119V118H121ZM127 119H128V117H127ZM165 119V118H164ZM168 119V118H167ZM173 119V118H172ZM171 118H169V120H171V121H173ZM109 120V119H108ZM108 120H106V121H108ZM112 120V119H111ZM111 120H109V122L111 121ZM166 120V119H165ZM168 120V121H169ZM243 119L241 118L240 119V127L242 128V127H246V123L245 122H243L242 121ZM13 120H11V123H13L12 122ZM124 121H125V118H124ZM133 121V122H134ZM161 121H163L162 119H161ZM22 122V121H21ZM23 122H22V124H23ZM58 123H59V121H57ZM57 122H55V123H57ZM118 122V121H117ZM121 122H122V120H121ZM120 122V124H122ZM194 122H195V120H194ZM51 123V124H50ZM108 123V122H107ZM126 123H129V122H126ZM135 123V122H134ZM168 123V122H167ZM170 123V122H169ZM193 123V122H192ZM105 124V123H104ZM104 124H102V125H104ZM111 123H109V125H110ZM119 124V123H118ZM119 124V125H120ZM174 124V123H173ZM21 125V124H20ZM51 125V126H50ZM63 125V126H64ZM108 125V124H107ZM117 125V124H116ZM118 125V126H119ZM122 125H125L126 126V124H122ZM169 125V124H168ZM170 125H172V124H170ZM183 126L181 127V129L182 128H184V124H182ZM191 125V124H190ZM194 125V124H193ZM195 125H197V124H195ZM49 126V127H48ZM60 126V125H59ZM106 126V125H105ZM117 126V127H118ZM125 126H121V128L122 127H125ZM144 126V127H143ZM192 126V125H191ZM191 126H189V127H191ZM198 126V125H197ZM196 126V127H197ZM61 127V126H60ZM64 127H66V126H64ZM66 127V128H67ZM120 127V126H119ZM118 127V128H119ZM129 127H130V125H129ZM134 127V126H133ZM143 127V129H141ZM203 127V126H202ZM19 128H20V126H19ZM105 128H109V126H107V127H105ZM154 128H155V126H154ZM112 129H115L116 131H115V133H111V131H112ZM185 129V128H184ZM184 129H182V130H184ZM187 129H188V127H187ZM190 129V132H192L191 131V128H189ZM206 129V128H205ZM55 130V131H54ZM61 131V130H60ZM59 131V132H60ZM132 131V130H131ZM141 131H144V133H145V131H146V133H145V135H142V134H140V132ZM185 131H186V129H185ZM193 131H197V133H198V131H200V132H204L203 131V129L201 130V127L199 128V127H197L195 130H193ZM206 131V130H205ZM53 132H55V134L53 133ZM113 132V131H112ZM133 132V131H132ZM151 132V133H150ZM187 132V131H186ZM189 132V133H190ZM264 132V131H263ZM21 133V132H20ZM22 133V134H23ZM22 134H20V135H22ZM150 134V135H149ZM157 134V133H156ZM117 135V136H116ZM135 135V136H134ZM155 135V134H154ZM240 135H242V136H240ZM239 135V138L240 137H242L240 140H239V143L238 144H241V145H239L240 147H241V150H240V152H243L242 150H244L245 152L244 153H246V152H250V154H251V152H253L252 154H253V156L254 155H258V153H259V156H260V154H262L263 156L262 157H264V133L262 134V131H261V133H259V132H256V133H249V134H245L244 135V133L242 132L241 134ZM24 136V135H23ZM112 136H115V139H118L120 142H121V145H120V147L121 146H125V145H127V140H128V143L130 144L131 142V140L133 139V142H135V144H139V142H143V139L144 140H146L147 138H149V140L151 139V141H149V143H147L148 142V139L146 140L147 142V145H149V144H151L150 142H152V144H157L156 146H157V148L155 149V147L153 148V146L154 145H152L151 144V148H150V150H148L147 148H145L146 149V151L148 150V152L147 153H150L151 151H153V153H157V152H154V150L156 151H158L159 153H157V155H154L153 153H151V154H153L154 156H157L156 158H160V160H161V162H163L162 163V165H161V169H162V172H161V179H162V187H163V185L166 187L165 189L164 188H162L159 184H157V185H159V187L156 185V184H153V183H149L146 179H145V181L143 180V179H140V178H138V176L136 177V175H134V173H136V172H138V171H136L135 170V172L132 174V173H130V170H127V169H129L128 167H129V165H131V163H129V162H131V161H129V159L131 158H129V156H128V154L127 155H125L126 154V151L128 150H131V149H129L130 147V145H131V148H132V145L133 146H135L134 148H136V149H134L135 151H138V152H136V153H138V154H140V152H141V155L140 156H142L141 157V159L142 158H145V157H147V156H145L144 154L146 153L144 150H142V149H144V147H143V144L144 143H142V148L140 147V146H136L134 143H131L128 147L127 146H125V147H127V148H122V151L121 152H125V153H123L124 155H122L125 159H126V157L125 156H127L128 158H127V160H125V162L126 163H124V160H119L118 158H116L115 157V155L113 154V152L116 150V148L114 149V146L115 147H117L116 146V144L114 145V141L115 140H113V142H112V140H111V138H112ZM22 137V136H21ZM24 138V139H25ZM135 139H137L136 141H134ZM158 139V138H157ZM202 139H203V137H202ZM210 139V138H209ZM23 140V139H22ZM25 140V141H26ZM76 140V141H75ZM205 140V139H204ZM117 141V140H116ZM119 141H118V143H119ZM154 141V142H153ZM24 142V141H23ZM26 142V143H27ZM25 143V144H26ZM113 144V147L111 146L112 144ZM116 143V142H115ZM24 145V144H23ZM160 145V144H159ZM144 146H145V144H144ZM119 147V146H118ZM117 147V148H118ZM138 147H140V149L138 148ZM146 147V146H145ZM223 147V146H222ZM27 148V149H28ZM32 150H31V149ZM226 148V147H225ZM127 149V150H126ZM228 149V148H227ZM227 149H224V148H221V149H217V156L215 157V158H219V159H221L222 161L220 162L219 161V163H221L222 164V162H223V159H225L226 160V156H227V154L229 153V151H228V153H227ZM238 149V148H237ZM240 149V148H239ZM139 150H140V152H139ZM142 150V151H141ZM226 150V151H225ZM144 151V152H143ZM150 151V152H149ZM194 151V150H193ZM26 152H28V151H26ZM131 152H133V151H131ZM117 153H119V152H117ZM116 153V154H117ZM135 152H133V154H134ZM257 153V154H256ZM27 154V153H26ZM198 154V153H197ZM251 154V155H252ZM28 155V154H27ZM36 155V156H35ZM118 155V154H117ZM143 155L145 156V157H143ZM146 155H148V154H146ZM152 155V156H153ZM229 155V154H228ZM35 156V157H34ZM119 156H120V154H119ZM137 157H138V155H136ZM140 156L138 157V158H140ZM149 156V155H148ZM151 156V155H150ZM151 156V157H152ZM164 155H162V157H163ZM194 156V155H193ZM192 156V154L189 156L191 159H193L194 158V160H195V157H193ZM133 157V156H132ZM188 157V158H189ZM226 157V158H225ZM122 158V157H121ZM123 158V159H124ZM136 157H134V158H132L133 160V162H134V159H135ZM166 158V157H165ZM197 158V157H196ZM214 157H213V159H215ZM70 159V158H69ZM70 159V160H71ZM163 159V160H162ZM167 159V158H166ZM165 159V160H166ZM190 159V160H191ZM199 160H201V161H203L200 157L198 158ZM36 160V159H35ZM148 160H150V157L149 158H147V161ZM157 160V159H156ZM186 160H188V159H186ZM34 161V160H33ZM55 161V160H54ZM75 161V162H74ZM127 161H129V162H127ZM138 161H140V160H137L136 162H138ZM143 161H145V160H143ZM142 160H141V162H143ZM157 161H159V160H157ZM56 162V161H55ZM67 161H65V162H62V163H65V164H67L68 165V163H66ZM135 162V163H136ZM188 162V161H187ZM204 162V161H203ZM61 163V164H62ZM139 164H141L140 162H138ZM218 163V162H217ZM227 163V162H226ZM138 164V165H139ZM152 164V163H151ZM208 164H209V162H208ZM62 165H64V164H62ZM143 165V164H142ZM146 165V164H145ZM186 165V164H185ZM210 165V164H209ZM223 165V164H222ZM69 166V165H68ZM69 166V167H70ZM128 166V167H127ZM132 166H134V169H135V165L132 163ZM132 166H130V167H132ZM140 166V165H139ZM139 166H138V168H139ZM63 167H65V166H63ZM187 167V166H186ZM211 167V166H210ZM60 168V167H59ZM68 168V167H67ZM159 168V167H158ZM62 169H64V168H62ZM69 169V168H68ZM68 169H64V171H63V173H61L62 174V177H60L59 176V178L63 181L62 182V184L63 185H66L65 187H67V185L70 183V181H71V178H72V175L70 174V172L68 171ZM122 169V170H121ZM131 170H134V169H132V168H130ZM142 169V168H141ZM169 170V169H168ZM190 171V170H189ZM60 172V171H59ZM115 172H117V175H115ZM119 172V173H118ZM140 172H141V170H140ZM85 174V175H84ZM106 174V175H105ZM141 174V173H140ZM139 174V177L140 176H142V175H140ZM160 175V174H159ZM172 175H174V174H172ZM87 176V175H86ZM168 177V178H167ZM110 179L111 180V182H109V183H111L110 185H109V183L106 185L105 183H103L104 181V179ZM56 179H58V178H56ZM55 179V180H56ZM60 179H59V181H60ZM85 179V178H84ZM171 179V178H170ZM107 180V181H108ZM40 181V180H39ZM53 181V180H52ZM89 181V180H88ZM99 181V184H105L104 186H103V184L102 185H100L99 186V184L98 185H96L95 183L96 182H98ZM101 181V182H100ZM103 181V182H102ZM147 181V182H146ZM116 182H117V184H116ZM44 182H42L41 184H43ZM60 184H61V182H60ZM124 184V185H123ZM109 185V186H108ZM39 187H40V182H39V185H38ZM65 187H62L63 188V191L65 190L64 188ZM81 187V186H80ZM96 187H99L100 189H101V191L103 192H98V191H96L95 190V188ZM102 187V188H101ZM107 188V189H105V188ZM116 187V186H115ZM177 187H178V185H177ZM85 188V187H84ZM67 189H68V187H67ZM66 189V191H69V189H71V188H69L68 190ZM78 189V190H77ZM103 189H105V190H103ZM110 189V190H109ZM119 189V188H118ZM117 189V187L115 188V190H118ZM168 189V188H167ZM180 187H179V191H180ZM82 190V189H81ZM95 190V191H94ZM120 190V189H119ZM178 190H177V192H176V194L177 195H180L181 196V194H184L183 192H179L178 193ZM46 191V190H45ZM62 191V190H61ZM69 191V192H70ZM80 191V190H79ZM85 191V190H84ZM168 191H169V189H168ZM181 191H183V190H181ZM65 192V191H64ZM82 192V191H81ZM106 192V193H105ZM129 192V193H128ZM83 193V192H82ZM90 193H92L91 195H93L94 193H95V195H93L92 197L90 196ZM102 193V194H101ZM109 193V194H110ZM124 193H121V194H124ZM121 194H119V195H121ZM127 194H130L129 196L127 195ZM173 194V195H174ZM185 194H188V193H185ZM184 194V195H185ZM23 195V194H22ZM38 195V194H37ZM70 195H74V193H72V194H70ZM115 195L113 196L114 198H115ZM169 195H170V197H169ZM87 196H88V198H87ZM124 196V195H123ZM180 196H179V199H180ZM18 197V196H17ZM38 197V196H37ZM42 197V196H41ZM52 197V196H51ZM56 197H57V203H58V206L60 207L59 209H62L63 211L65 210V209H67V208H69V207H67V202H66V200L64 199V197L62 196V194L60 195V194H58V195H56ZM67 197V196H66ZM71 197V196H70ZM74 197V196H73ZM112 197V198H113ZM182 197H183V195L181 196V200H182ZM188 197V196H187ZM194 197V196H193ZM20 198V197H19ZM48 198V197H47ZM47 198H46V200H47ZM72 198V197H71ZM77 198V197H76ZM75 198V199H76ZM85 198H87V199H85ZM117 198H119V196L117 197ZM122 196H121V198L120 199H118V201H122ZM125 198H123V199H125ZM74 199V198H73ZM72 199V200H73ZM78 199H81V198H79L78 197ZM116 199V198H115ZM179 199H177V200H179ZM184 199V198H183ZM17 200H18V198H17ZM32 200H33V198H32ZM41 200H42V198H41ZM40 200V201H41ZM82 200V199H81ZM117 200V199H116ZM141 200H140V202H141ZM74 201V200H73ZM112 201V200H111ZM143 201V200H142ZM15 202H16V199H15ZM25 202V201H24ZM28 201H26V203H27ZM119 202V203H120ZM133 202V201H132ZM140 202L137 204V205H139L140 204ZM143 202H145V201H143ZM108 203H110V204H108ZM118 203V202H117ZM118 203V204H119ZM123 203H125V202H123ZM127 203V202H126ZM125 203V204H126ZM145 203H147V202H145ZM184 203V202H183ZM45 204V203H44ZM125 204H123V205H121L122 207L124 206V207H126V206H128V205H125ZM131 204H133V203H131ZM131 204H129L130 206H132ZM148 204V203H147ZM164 204V205H165ZM43 205V204H42ZM137 205H135V206H137ZM141 205V204H140ZM15 206H17V205H15ZM110 208H109V207ZM134 206V205H133ZM149 206V205H148ZM171 206V205H170ZM248 206V205H247ZM250 206V205H249ZM255 206V205H254ZM258 206V205H257ZM116 207V206H115ZM172 207V206H171ZM121 208V207H120ZM134 208V210H136V208L135 207H133ZM140 208V207H139ZM167 208V207H166ZM174 208V207H173ZM256 208V207H255ZM258 208H261V207H258ZM109 209H110V211H109ZM61 210V211H62ZM163 210V209H162ZM252 210H254V212H255V209H252ZM67 211V210H66ZM138 211H140L139 209H138ZM167 211V210H166ZM169 211V210H168ZM32 212V211H31ZM170 212V211H169ZM215 212V211H214ZM216 212H219V211H216ZM250 212V211H249ZM28 214H30L29 213V211L27 212ZM123 213H125V212H123ZM142 213V212H141ZM109 214H108V217H110L109 216ZM253 213H251V215H252ZM67 215V214H66ZM128 215V214H127ZM211 215V214H210ZM213 215V214H212ZM219 214H217L216 213V215L215 216H217V217H220V216H218ZM224 215V214H223ZM254 215V214H253ZM89 216H90V214H89ZM117 216V215H116ZM115 216V217H116ZM250 216V215H249ZM249 216H248V220L250 219L251 220V218H249ZM114 217V218H115ZM202 217H204V216H202ZM206 217V216H205ZM221 217H224V216H221ZM251 217V216H250ZM254 216H252V218H253ZM87 218V217H86ZM92 218V217H91ZM90 218V219H91ZM94 218V217H93ZM92 218V219H93ZM138 218V217H137ZM215 218L216 217H213V219H212V226L214 227V228H218V226H221L220 224V220H219V223H216V221H215ZM255 218V217H254ZM75 219L78 221V222H80L81 223V225L84 227V225H86V224H88V223H86L85 224V220L83 221L81 218H79V217H75ZM98 219V220H99ZM101 219V220H102ZM107 219V218H106ZM105 219V220H106ZM246 220H247V217L245 218ZM245 219H243V220H245ZM19 220H20V218H18V219H15L14 221H13V225L14 226H17V224L19 223ZM96 219H94V221H95ZM98 220H97V222H98ZM104 220V219H103ZM103 220L102 221H100V222H98L99 224H101L102 222H103ZM115 220V219H114ZM113 220V221H114ZM160 220H162V219H160ZM208 220V219H207ZM207 220H206V222H207ZM248 220H247V222H248ZM94 221H93V223H94ZM132 222H133V219L131 220ZM205 221V220H204ZM92 222V221H91ZM96 222V221H95ZM125 222V221H124ZM162 222V221H161ZM195 222H197L196 220H195ZM92 223V224H93ZM104 223H107L106 221L104 222ZM104 223H102V225H104ZM135 223H137V222H135ZM198 223L201 225V223H202V219L201 218H199V216H198ZM98 224V225H99ZM197 224V223H196ZM198 224V225H199ZM97 225V226H98ZM132 225H133V223H132ZM134 225H136V224H134ZM133 225V227H135ZM229 225V224H228ZM231 225V224H230ZM91 226V225H90ZM196 226V225H195ZM100 227H102L101 225H100ZM100 227H99V229H100ZM255 227V226H254ZM260 227V226H259ZM72 228V227H71ZM94 228V227H93ZM120 228H123V227H120ZM207 228H209V226L207 227ZM245 228H247V227H245ZM92 229V228H91ZM103 229H104V227H103ZM136 229L138 230V228H132L131 230H135L136 231ZM190 229V228H189ZM220 229V228H219ZM36 230V229H35ZM41 230V229H40ZM86 230H87V228H86ZM147 230V229H146ZM34 231V230H33ZM95 231V230H94ZM93 231V232H94ZM103 231V230H102ZM143 231V230H142ZM214 231H216V230H214ZM219 230H217L216 232H218ZM259 231V230H258ZM41 232V231H40ZM39 231H37L36 230V232H33L34 234H28V235H24V236H22L21 238H19V239H21L20 240V242L22 243V245L24 246V243H27L26 242V238H29V242H30V244H29V246L30 247H33V248H35V249H32L33 251L34 250H38L40 253H39V255L41 254V255H44V257L46 258V259H48V260H46V264H49L50 262H52V263H58V264H69L68 262H71V263H73V261L75 262V259L73 260V261H70V260H68V259H70V256L72 255V248H74L73 247V241H74V239H73V236L74 235H77V234H79L80 235V233L79 232H75V233H73V232H71V230L70 229H68V228H64L63 227V225H60L59 227H57V233L56 234H41ZM50 231H48V233H49ZM131 232V231H130ZM137 232V231H136ZM136 232H135V234H136ZM215 232V233H216ZM220 232H222V231H220ZM218 233V234H223V233ZM55 233V232H54ZM97 233H99V232H97ZM101 233V232H100ZM99 233V234H100ZM127 233V232H126ZM88 234H89V231H88ZM131 234V233H130ZM130 234H128L129 236H131ZM133 234H134V232H133ZM133 234H132V237H134L133 236ZM228 234V233H227ZM254 234V233H253ZM100 236V235H99ZM116 236V235H115ZM219 236V235H218ZM90 237V236H89ZM136 237V236H135ZM213 237V236H212ZM116 238V237H115ZM219 238H221V237H219ZM134 239V238H133ZM90 240V239H89ZM137 240V239H136ZM142 241V240H141ZM215 241V240H214ZM143 242H144V240H143ZM18 243V242H17ZM218 244H219V242H217ZM75 244V243H74ZM26 245V244H25ZM92 245V244H91ZM90 246V245H89ZM95 246V245H94ZM84 247H86V245L84 246ZM93 247V246H92ZM18 248V247H17ZM89 248H91V246L89 247ZM85 249V248H84ZM92 249V248H91ZM99 249V248H98ZM26 250H30V248H28V247H23V251H26ZM36 250V251H37ZM74 250V249H73ZM86 250V249H85ZM85 250H84V252H85ZM144 250V249H143ZM31 251V250H30ZM36 251H35V257H37V258H39L38 256H36L37 254H36ZM37 251V252H38ZM105 253V252H104ZM145 253V252H144ZM147 253V252H146ZM85 254H86V252H85ZM11 254H9V256H10ZM103 255H105V254H103ZM106 256V255H105ZM10 258V257H9ZM43 260H44V258H42ZM37 260V259H36ZM35 260V261H36ZM72 260V259H71ZM38 261V260H37ZM49 261V262H48ZM104 261V260H103ZM107 261V260H106ZM106 261H104V262H106ZM39 262V261H38ZM145 262V261H144ZM107 263V262H106ZM9 264H11V262H9ZM93 264H102V260H100V259H97V260H95V261H93Z\"/></svg>",
	"mask_w": 264,
	"mask_h": 264
}]
</instances>
